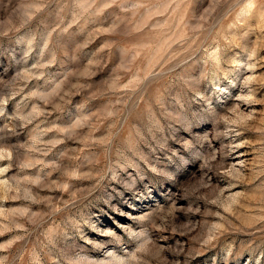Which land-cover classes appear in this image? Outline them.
<instances>
[{"label": "rangeland", "instance_id": "1", "mask_svg": "<svg viewBox=\"0 0 264 264\" xmlns=\"http://www.w3.org/2000/svg\"><path fill=\"white\" fill-rule=\"evenodd\" d=\"M0 264H264V0H0Z\"/></svg>", "mask_w": 264, "mask_h": 264}]
</instances>
